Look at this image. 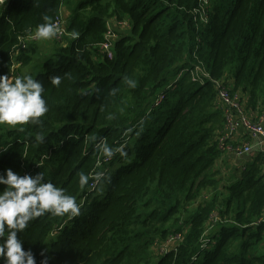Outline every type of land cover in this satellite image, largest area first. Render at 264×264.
<instances>
[{
	"label": "trees",
	"instance_id": "16d2710c",
	"mask_svg": "<svg viewBox=\"0 0 264 264\" xmlns=\"http://www.w3.org/2000/svg\"><path fill=\"white\" fill-rule=\"evenodd\" d=\"M200 3H5L0 75L15 64L19 74L40 68L35 79L49 112L42 126H0V173L43 172L81 205L77 217L46 214L29 222L20 238L36 264H264V156L244 163L229 184L213 172L224 150L213 80H232L249 111L264 106V0H209L206 23L195 12ZM65 5L72 8L66 45L23 48L43 16L55 22ZM126 20L129 31L117 24ZM109 28L117 33L112 59L100 48ZM197 66L210 78L193 79ZM52 76L62 77L59 87ZM100 140L128 155L105 162L95 149ZM81 171L90 174L84 189ZM97 173L103 178L91 188ZM180 232L176 249L154 254L156 241Z\"/></svg>",
	"mask_w": 264,
	"mask_h": 264
},
{
	"label": "clouds",
	"instance_id": "9594fccd",
	"mask_svg": "<svg viewBox=\"0 0 264 264\" xmlns=\"http://www.w3.org/2000/svg\"><path fill=\"white\" fill-rule=\"evenodd\" d=\"M60 31L52 17L45 15L43 23L37 25L30 35L39 41H49ZM76 35L74 33L73 37ZM125 79L130 88L136 87L134 80ZM50 81L59 87L62 77L52 76ZM48 112L45 88L40 80L30 74L14 79L7 74L0 75V126H42L41 118ZM36 140L43 142L44 137L38 135ZM95 149L103 154L105 160L112 159L117 153L121 157L128 155L124 146L113 148L103 140L95 145ZM78 177L79 187L84 189L89 184L90 174L81 171ZM102 178L103 173L95 176L97 181ZM0 185L5 186L0 191V261L2 264H36L34 253L30 249L25 250L24 241L20 238L29 222L46 214L77 217L81 214V205L65 189L46 179L43 172L21 175L8 168L0 173ZM41 264H48L47 258Z\"/></svg>",
	"mask_w": 264,
	"mask_h": 264
},
{
	"label": "built area",
	"instance_id": "2783aa9c",
	"mask_svg": "<svg viewBox=\"0 0 264 264\" xmlns=\"http://www.w3.org/2000/svg\"><path fill=\"white\" fill-rule=\"evenodd\" d=\"M6 2L7 0H3V2L0 3V15ZM209 4V0H201L199 8L195 10V12L199 15L200 21L202 23L207 22V8ZM55 22L61 29L60 33L57 35V37H55L56 40H64L65 37L70 36L67 29L68 20L65 19L64 16L59 14ZM117 24L121 30L129 31L131 28L130 23L127 20L118 22ZM105 34V40L100 45V48L109 59H112L114 57L113 46L115 40L117 39V33H115L112 28H109ZM37 41L39 40L33 39L31 38V35H28L22 47L25 48L26 44L36 43ZM19 67V64L13 65L9 70V76H11L13 79L17 76H20V74L17 72V69ZM194 70L195 71L193 79L202 81L203 79L210 78V74L202 67L197 66ZM213 83L214 87L217 90L216 107H218L224 115V128L221 131V136L218 138L219 146L224 149L225 140L228 137L234 135L238 128V125H241L246 129L251 139H259L261 142H264L263 121L261 118H259V116H253L254 111H251L252 114L249 113V109L247 108L248 106L246 95L238 91H233V88H231L232 80L230 79H215L213 80ZM171 87L172 86H168L166 90H162L160 92L155 104L156 107L162 100L166 98V91ZM253 152V145L250 142H237V144H235L233 148V154L239 158L247 157L248 155L251 156ZM108 161L109 160H105V162ZM96 183L97 180L92 182L90 184V187L95 188ZM183 233L184 232H180L176 235H170L165 240L156 241L153 247L154 254L161 255L169 252L170 250L176 249L180 241L183 239Z\"/></svg>",
	"mask_w": 264,
	"mask_h": 264
},
{
	"label": "crops",
	"instance_id": "0c3cea01",
	"mask_svg": "<svg viewBox=\"0 0 264 264\" xmlns=\"http://www.w3.org/2000/svg\"><path fill=\"white\" fill-rule=\"evenodd\" d=\"M71 9L72 8L69 6L66 5L63 6L61 9V15L64 16L66 19L70 20V18L72 17ZM53 40L54 39L45 42L49 46L50 44H53ZM249 113H251V111H249ZM256 115L262 119L264 125V110L255 111L253 116L256 117ZM237 142L252 143L253 151H254L253 154L251 156L248 155L247 157H243V158H239L236 155H234L233 148L235 144H237ZM257 154H262L264 156V142H261L259 139H251L246 129L243 126L238 125V128L234 133V135L228 137L224 142L223 153L221 155V158L216 162V168L213 171V172H217L216 179H218L219 182H224V183L226 182V180H228L227 183L225 184H229L228 183L229 181L233 180V178H235L236 176H239L241 174L240 171L245 169V164L241 162L245 161L244 160L245 158L247 159L246 161L249 162L251 161L252 158H254V156L257 157ZM205 195H208V192H206ZM260 252L264 254V241L260 246Z\"/></svg>",
	"mask_w": 264,
	"mask_h": 264
},
{
	"label": "rangeland",
	"instance_id": "374dc122",
	"mask_svg": "<svg viewBox=\"0 0 264 264\" xmlns=\"http://www.w3.org/2000/svg\"><path fill=\"white\" fill-rule=\"evenodd\" d=\"M66 19V18H65ZM68 20V19H67ZM37 44H38V49H41V48H43V50L44 51H46L47 49H48V47H50V46H55V45H66V40L64 39V40H56L55 38H54V40H53V44H50L49 46L47 45V43L45 42V41H37L36 42ZM41 47V48H40ZM31 67H33V65L32 66H30V68ZM28 69H25L22 73H20V74H23V75H26V74H30V72H28L27 71ZM40 68L39 69H37V70H35V71H32V76H33V78H36L38 75H39V73H40ZM21 76V75H20ZM159 90H161V89H159ZM262 110H264V106L262 107ZM259 111V110H258ZM255 112V111H254ZM245 161H243V162H241V163H246L247 161V159L245 158L244 159Z\"/></svg>",
	"mask_w": 264,
	"mask_h": 264
}]
</instances>
